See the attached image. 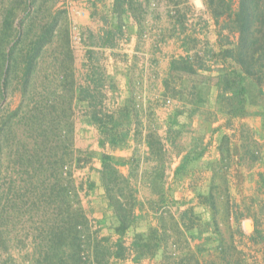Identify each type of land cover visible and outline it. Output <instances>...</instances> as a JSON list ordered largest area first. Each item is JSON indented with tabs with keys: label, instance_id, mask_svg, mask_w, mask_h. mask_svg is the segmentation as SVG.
<instances>
[{
	"label": "crops",
	"instance_id": "1",
	"mask_svg": "<svg viewBox=\"0 0 264 264\" xmlns=\"http://www.w3.org/2000/svg\"><path fill=\"white\" fill-rule=\"evenodd\" d=\"M66 2L74 35L79 38L72 42L77 84L94 90L102 80L103 109L114 117L108 128L126 134L125 139L112 143L103 134V126L84 116L87 102L78 106L75 100L73 107L77 116L81 115L76 146L95 157L81 174V181L86 182L84 203L109 247L115 252V245L122 241L127 248V256H113L111 264H162L160 256L135 260L130 250L135 235L157 226L162 211L156 206L163 195L174 215L190 207L197 214L207 210L199 196L209 193L221 168L229 180L235 179L231 175L235 168L223 163V136L237 138L242 127L254 132L258 127L252 125L259 119H237L233 128H227L225 117L216 115L219 87L208 79L218 77L224 66L218 59L217 28L203 0L202 6L196 0ZM185 63L194 74L174 71V64ZM202 88L207 90L203 96ZM201 98L203 103L198 102ZM207 111L215 113L210 121ZM153 138L160 143L162 156L152 145ZM250 146V153L261 157L254 162L251 159L252 165L244 166L243 171L258 169L263 173L264 146L256 134ZM193 152L203 155L178 175L184 177L176 179L177 169ZM102 155L114 159L119 175L134 192L136 221L125 235L116 232L119 220L102 183ZM156 176H163V195L154 187ZM173 201L178 202L176 207H172ZM205 240L206 235L193 245Z\"/></svg>",
	"mask_w": 264,
	"mask_h": 264
},
{
	"label": "trees",
	"instance_id": "2",
	"mask_svg": "<svg viewBox=\"0 0 264 264\" xmlns=\"http://www.w3.org/2000/svg\"><path fill=\"white\" fill-rule=\"evenodd\" d=\"M58 1L0 0V107L10 96L13 80L20 85L18 90L22 92L23 99L26 98L29 85L40 68L46 49L57 40L61 46L57 50L63 57L61 71L57 73L62 77L61 83L55 92L49 94L60 102V109L54 106L47 110L42 121V126L46 125L49 133L53 136L56 133L54 137L63 149L62 158L56 162L61 176H58V184L54 187L59 214L56 217V226L50 228L45 242L39 245L40 256L30 263L111 264L110 258L113 256L126 257L127 248L121 241L115 245L114 252L111 247L103 245L93 236L91 221L81 207L77 188L73 186L71 166L73 163L81 166L83 162L81 152L76 150L78 155L74 158L75 151L72 149L75 100L78 106L87 102L84 116H90L93 123L103 126V134L109 141L117 144L125 139L126 134L116 131V127L108 128L113 125L114 117L106 114L103 109L102 80L95 84L94 90L78 86L70 30L68 24L63 22L67 20V11L55 10ZM203 1L217 28L218 45L221 49L218 59L224 66L218 77L208 79L219 87L215 112L216 115L225 117L227 128H233L235 120L255 115L253 110L255 111L254 107L257 105L256 99L260 100L257 115H264V0ZM56 61H59L58 57ZM174 68V71L194 74V69L186 63L176 67L174 64ZM201 90L203 96L207 90ZM198 102L203 103V99ZM21 111L22 105L11 116L20 117ZM214 115V112L207 111L206 119L210 121ZM55 123L58 124L57 127ZM233 138L234 135L227 134L221 142L220 150L225 167L228 166L227 159L231 156ZM152 145L157 154L162 156V147L154 138ZM193 154L187 156L177 169L176 179L184 177L178 175L186 172L193 160L201 157L203 152ZM251 157L253 161L258 159L256 154ZM101 161L102 183L119 220L116 232L125 235L136 221L134 192L119 175L112 157L102 155ZM221 170L218 176H214L209 193L199 196L201 204L210 209L211 231H207L201 223V217L194 207L174 215L167 208L170 201L161 191L163 176L155 177L154 187L163 195L156 208L162 212L157 217V226H150L147 231L135 235L130 250L135 253L136 261L160 256L162 264H264V235L258 226L253 234L245 232L242 226L244 214L238 205L231 207L229 196V200L222 207V214L228 223L227 234L218 221L221 213L219 200L224 198L219 182L228 185L227 176H222L224 170ZM260 186L264 194L263 176L260 177ZM260 212L264 217V200L260 203ZM204 235L206 240L203 243L193 245L196 240H202ZM3 239L0 231V246L8 252L9 241ZM102 241L106 242V239ZM25 263L26 261L17 262L10 255L4 260L0 258V264Z\"/></svg>",
	"mask_w": 264,
	"mask_h": 264
},
{
	"label": "rangeland",
	"instance_id": "3",
	"mask_svg": "<svg viewBox=\"0 0 264 264\" xmlns=\"http://www.w3.org/2000/svg\"><path fill=\"white\" fill-rule=\"evenodd\" d=\"M66 1L59 0L55 5V10L67 11V20L63 22L68 24L70 35L73 33L71 35L72 49V42L75 41V29L70 22V6ZM58 48H61L59 40L46 49L47 52L42 59L40 68L29 85L26 98L23 99L22 92L18 90L21 88L20 85L16 80H13L10 96L0 107V231L3 240L9 241L8 252L4 251L2 245L0 246L1 260L7 259L10 255L19 263L26 261L25 264H31L30 262H34L40 256L39 245L41 246V243L45 242L50 228L56 226V217L59 212L54 187L58 184V176H61L56 162L62 158L63 149L54 137L56 133L54 136L49 133L46 125L42 126V121H44L47 110H51L54 106L58 110L60 109V102L55 100L56 97L49 95L55 92L62 80V77L57 74L61 71L60 64L63 61ZM57 57L59 61H56ZM255 104H257L254 107L255 111L253 110L255 115L251 117L259 119V122L258 124L253 123L252 126L258 128L254 132L253 129L247 127L241 129L240 133L237 134L238 137L233 138L231 156L227 159L229 169L235 168L234 174L231 173L235 179L233 178L234 181H232L227 177V186L222 181L219 182L220 191L224 194V198L219 200L221 213L218 216V221L226 234L228 223L222 214V207L225 201L229 200V196L231 207L238 205L239 210L244 214L242 226L245 232L249 235L253 234L258 226L264 235V217L260 212V203L264 200L260 177H264V172H257L258 169H255L254 172H251L253 171L251 169L246 172L243 171L244 166L248 168L252 165V154L249 150L255 134L264 146V136H262L264 135V115H257L260 106L259 99H256ZM21 105L20 117L13 118L11 115ZM79 119H81V115L77 116L76 113L73 118L75 129L72 149L75 151L74 158L78 155L76 150L81 152L80 156L83 158V162L81 166H77L76 163L71 166L73 186L77 188L81 207L91 221L93 236L103 245L109 247L106 242L102 241L101 231L91 219L84 203L83 190L86 182L81 181V174L83 169L93 163L95 157L88 149L82 150L76 146L79 135L76 132V126ZM10 126L12 130H10ZM57 126L58 124L55 123V127ZM245 152H248V155L245 156L243 162ZM257 156L258 158L261 157L260 155ZM237 165L239 168H236ZM259 169L262 170V167ZM247 172L250 173L247 174ZM257 178L259 184H256ZM227 190L229 194L226 193ZM171 205L176 207L178 202L173 201ZM206 207L208 209L202 210L199 216L207 231H211L210 209L208 206ZM257 248L260 247L257 246Z\"/></svg>",
	"mask_w": 264,
	"mask_h": 264
},
{
	"label": "water",
	"instance_id": "4",
	"mask_svg": "<svg viewBox=\"0 0 264 264\" xmlns=\"http://www.w3.org/2000/svg\"><path fill=\"white\" fill-rule=\"evenodd\" d=\"M198 6H202V2L200 0H197Z\"/></svg>",
	"mask_w": 264,
	"mask_h": 264
},
{
	"label": "built area",
	"instance_id": "5",
	"mask_svg": "<svg viewBox=\"0 0 264 264\" xmlns=\"http://www.w3.org/2000/svg\"><path fill=\"white\" fill-rule=\"evenodd\" d=\"M74 40L75 41H78L79 40V38H78V36L76 35V36H74ZM169 103V102H168Z\"/></svg>",
	"mask_w": 264,
	"mask_h": 264
}]
</instances>
